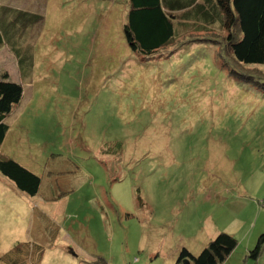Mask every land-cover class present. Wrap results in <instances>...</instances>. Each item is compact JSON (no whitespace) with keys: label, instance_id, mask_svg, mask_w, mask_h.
<instances>
[{"label":"rangeland","instance_id":"obj_1","mask_svg":"<svg viewBox=\"0 0 264 264\" xmlns=\"http://www.w3.org/2000/svg\"><path fill=\"white\" fill-rule=\"evenodd\" d=\"M0 4L42 16L22 65L0 47L24 88L0 157L42 178L29 196L0 172V264H186L221 232L238 244L220 264H264V65L189 44L146 60L130 0Z\"/></svg>","mask_w":264,"mask_h":264},{"label":"trees","instance_id":"obj_2","mask_svg":"<svg viewBox=\"0 0 264 264\" xmlns=\"http://www.w3.org/2000/svg\"><path fill=\"white\" fill-rule=\"evenodd\" d=\"M41 18L0 4V47L10 46L18 55L19 65L25 61L21 57L23 35ZM124 33L131 49L146 60L177 53L180 45H203L213 51L220 47V63L228 66L226 63L233 61L245 72L240 68L264 65V0H130ZM232 73L239 74L236 70ZM262 76L260 80H264ZM257 85L264 86V82ZM23 94L21 83L13 81L7 72L0 75V148L9 130L6 118ZM0 172L27 195L40 193L41 176L15 159L0 157ZM237 244L233 235L221 232L198 255L183 247L177 262L220 264ZM263 248L264 232L249 257L257 259Z\"/></svg>","mask_w":264,"mask_h":264},{"label":"crops","instance_id":"obj_3","mask_svg":"<svg viewBox=\"0 0 264 264\" xmlns=\"http://www.w3.org/2000/svg\"><path fill=\"white\" fill-rule=\"evenodd\" d=\"M178 10H180V11H178V12H182L181 9H178ZM182 10H184V9H182ZM182 13H183V12H182ZM0 75H1V74H0ZM0 150H1V148H0ZM23 193H24V192H23ZM185 263H186V264H190V262H188V261L185 262Z\"/></svg>","mask_w":264,"mask_h":264},{"label":"water","instance_id":"obj_4","mask_svg":"<svg viewBox=\"0 0 264 264\" xmlns=\"http://www.w3.org/2000/svg\"><path fill=\"white\" fill-rule=\"evenodd\" d=\"M185 262H187V260Z\"/></svg>","mask_w":264,"mask_h":264}]
</instances>
